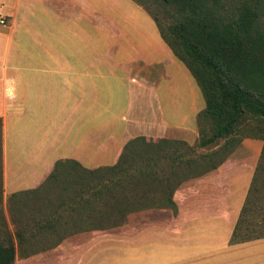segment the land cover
Returning a JSON list of instances; mask_svg holds the SVG:
<instances>
[{
	"label": "crops",
	"instance_id": "1",
	"mask_svg": "<svg viewBox=\"0 0 264 264\" xmlns=\"http://www.w3.org/2000/svg\"><path fill=\"white\" fill-rule=\"evenodd\" d=\"M0 16L2 202L37 189L57 161L112 166L135 137L195 144L200 90L133 0H0ZM261 146L243 139L183 182L175 213L134 212L13 264H264V237L229 243Z\"/></svg>",
	"mask_w": 264,
	"mask_h": 264
},
{
	"label": "trees",
	"instance_id": "2",
	"mask_svg": "<svg viewBox=\"0 0 264 264\" xmlns=\"http://www.w3.org/2000/svg\"><path fill=\"white\" fill-rule=\"evenodd\" d=\"M159 35L204 101L197 140L135 137L109 167L57 161L35 190L10 194L0 264L53 249L66 236L120 226L127 215L168 208L183 182L220 166L243 139L262 143L230 244L264 237V4L262 0H154ZM1 158V124H0ZM34 201L35 206L28 208Z\"/></svg>",
	"mask_w": 264,
	"mask_h": 264
},
{
	"label": "rangeland",
	"instance_id": "3",
	"mask_svg": "<svg viewBox=\"0 0 264 264\" xmlns=\"http://www.w3.org/2000/svg\"><path fill=\"white\" fill-rule=\"evenodd\" d=\"M139 1H141V3L144 5V7H146V9H148V11L157 14L160 17L159 13H157L158 11L160 12V10L156 7L155 4H153L155 2L154 0H139ZM28 206H29L28 208H32L33 206H35V202L31 201L28 204ZM8 219L10 220V198L3 200V202L0 198V233L1 234L8 232V230L6 229Z\"/></svg>",
	"mask_w": 264,
	"mask_h": 264
},
{
	"label": "built area",
	"instance_id": "4",
	"mask_svg": "<svg viewBox=\"0 0 264 264\" xmlns=\"http://www.w3.org/2000/svg\"><path fill=\"white\" fill-rule=\"evenodd\" d=\"M6 23L5 19L0 16V26H4Z\"/></svg>",
	"mask_w": 264,
	"mask_h": 264
}]
</instances>
